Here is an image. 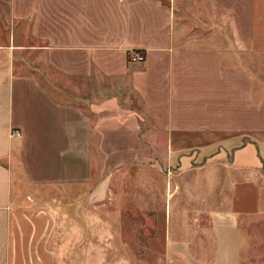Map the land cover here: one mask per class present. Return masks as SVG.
<instances>
[{"label": "crops", "instance_id": "1", "mask_svg": "<svg viewBox=\"0 0 264 264\" xmlns=\"http://www.w3.org/2000/svg\"><path fill=\"white\" fill-rule=\"evenodd\" d=\"M26 7L18 18H26ZM3 12L11 25L12 14ZM33 28L60 78L92 83L128 72L130 49L146 52L144 68L131 74L146 116L127 110V122L136 132L140 119L155 125L158 146L144 160L164 171L165 194L163 203L152 195L147 212H128L135 244L123 249L132 263L242 264L241 220L264 206V0H37ZM16 52L11 34L0 35V264H61V212L21 202L16 154L41 177L35 180L59 173L55 179L74 182L93 147L105 165L108 134L124 139L126 118L108 114L119 108L116 97L92 100L88 89L79 98L63 87L55 99L39 80L32 89L14 73ZM37 93L41 114L30 125L24 110ZM99 186L104 198L108 178ZM79 215L92 218L90 210ZM79 215L69 216V245ZM140 249L154 255L140 260Z\"/></svg>", "mask_w": 264, "mask_h": 264}, {"label": "rangeland", "instance_id": "2", "mask_svg": "<svg viewBox=\"0 0 264 264\" xmlns=\"http://www.w3.org/2000/svg\"><path fill=\"white\" fill-rule=\"evenodd\" d=\"M36 2L37 0H0V35L7 37L10 33L12 36V44L17 50L12 60L15 75L27 76L32 89L37 87L39 80L55 99L62 97L63 87L65 89L67 87L74 88L76 96L79 98L86 97L82 91L88 89L91 91L92 100L116 97L119 108H109L108 114L122 115L126 118L121 124L125 135L122 139L120 137L122 133H109L111 125L107 124L109 134L106 153L103 154L105 165L100 166L99 154L93 147L87 170L84 168V171H79V176L76 174L74 182L55 179L64 177L59 173H55L56 177H47L48 180H35L41 177H38L36 173H29L22 157L19 156L20 153H17V165H14V173L16 174L14 186H17L16 179L19 180V199L23 200L21 201L23 204L30 200V205L57 207L61 212V229L59 230L62 249L61 264H71L73 255H75V264H100L101 260H105L102 264H119L120 258L121 264H133L130 260V253L123 249V244H130L131 242L135 244L130 231L131 215H128V212L131 213L132 210L141 211L140 208H145L144 206L147 205L146 203L152 195H155L154 201L163 203V194H165L161 183L165 178L164 171L158 172L154 168L149 170L150 165L155 161L144 160V157H148V151L158 146L157 143L154 145L155 139L150 134L152 130H155V125L147 118L145 120L140 119V129L136 132L135 129L132 130V124L127 122L129 115L126 114L127 110H135L141 116H146L145 104L131 83V74L135 70L134 68H144L147 60L146 52L137 48L130 49L128 51V72L112 74L106 78L95 75L92 83L89 81L79 82L80 79L75 77L67 79V76L64 75L63 78H60L57 70H53L51 67L46 50L40 48L47 41H37L33 34ZM23 4L27 5L26 9L29 12L26 18L20 19L18 15ZM3 11L12 14L11 25L5 22ZM18 22H22V25H19ZM137 52L143 55L144 60L135 61L132 58L133 54ZM39 101H42L40 93L27 98L24 114H26L25 118L30 125L33 123L35 125L39 120L42 109ZM42 115H44L43 126L46 128L49 122L47 114L45 112ZM37 126L39 127V125ZM129 132L132 133L133 137ZM160 136L163 139V135L160 134ZM129 139H133V141ZM162 144L159 147L163 148ZM131 145L133 149H129ZM260 145L261 151H264V143ZM81 157L83 158L82 155ZM162 157L163 155H161ZM157 160L159 161V158ZM105 178H108L107 194L104 198L103 195L100 198L99 185ZM150 178L156 179L155 187L152 186L151 189L146 187V180ZM89 197L92 198L90 204L88 202ZM89 210L92 214L91 219H85L83 215H79ZM145 211L147 212L146 208ZM119 214L120 216H118ZM76 215H79V218L75 219L76 230L72 229L75 235L72 236L73 239L70 238L69 245L67 238L71 229H68V224L71 223L70 218ZM69 216L71 217L69 218ZM143 221L144 223L148 222L145 219ZM241 233L243 236L241 263L264 264V206L261 212L241 220ZM119 245H121V251ZM134 255L140 260L148 261L147 257L154 255V253L140 249L135 251Z\"/></svg>", "mask_w": 264, "mask_h": 264}, {"label": "built area", "instance_id": "3", "mask_svg": "<svg viewBox=\"0 0 264 264\" xmlns=\"http://www.w3.org/2000/svg\"><path fill=\"white\" fill-rule=\"evenodd\" d=\"M135 54L136 55L133 58L135 61H142V60H144V57H143V55L140 52H137Z\"/></svg>", "mask_w": 264, "mask_h": 264}]
</instances>
